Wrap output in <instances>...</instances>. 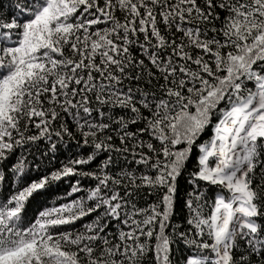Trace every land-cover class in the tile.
<instances>
[{
    "label": "snow or ice",
    "instance_id": "snow-or-ice-1",
    "mask_svg": "<svg viewBox=\"0 0 264 264\" xmlns=\"http://www.w3.org/2000/svg\"><path fill=\"white\" fill-rule=\"evenodd\" d=\"M68 119L92 150L53 166ZM208 127L190 183L221 191L189 192L181 230L177 177ZM10 157L0 264H264V0H0ZM73 176L95 186L50 200ZM144 189L162 194L141 207ZM28 202L45 206L26 219Z\"/></svg>",
    "mask_w": 264,
    "mask_h": 264
},
{
    "label": "trees",
    "instance_id": "trees-1",
    "mask_svg": "<svg viewBox=\"0 0 264 264\" xmlns=\"http://www.w3.org/2000/svg\"><path fill=\"white\" fill-rule=\"evenodd\" d=\"M5 7H7V4H5ZM119 111V110H118ZM194 111V109H193ZM215 119V118H214ZM68 127L74 132L75 139H69L67 136L64 137V144L59 145V152L57 153V160L53 161V166H58L60 160H66L69 157H75L78 155H86L88 152H90L92 149L90 146H77V140H80L79 133L76 132L73 122L71 119L67 120ZM135 126H133V129ZM211 127L205 128L204 131L200 133V135L196 138V141L194 145L192 146V151L187 156V159L184 162V167L181 171V174L177 177L176 181V188L177 192L175 194V201H174V212L171 217V224H179L181 225V230H186L189 225H187L186 221L188 218V209L185 207V201L188 199V193L192 192L194 189L198 192H200L205 198H212L215 194H217L220 189H218L217 186L208 185L206 182L198 181L195 184L190 183L191 173L198 170V156H199V149L196 145H199L201 143H205L209 137L211 136ZM53 139H57L55 136H53ZM145 140H151L152 138L148 136L147 134L144 135ZM154 143H158L156 141H153ZM44 141H41V146L44 144ZM118 143V141H117ZM185 145L183 142L178 143L175 145V148L177 150L184 148ZM35 151V149H34ZM108 154L103 153L100 156L97 157V161L91 163L90 165L86 166H80L85 168H95V163L98 162L101 159L106 158ZM31 159V157H29ZM15 162L14 157H10L7 161H4L2 164H0V167L7 168L10 167L12 163ZM116 169L114 168V171ZM75 179H80L81 184L84 188H87L89 186H95L94 181L91 178H82V177H71L67 180H64L59 183V186L54 188L52 191V195L49 198L55 199L56 197H62L65 192L70 190V185ZM166 190V189H165ZM83 193H74L73 196H79ZM161 192H150L147 189L142 190V198L138 200V205L141 207H147L149 204H152L157 201L159 195H161ZM63 201L57 199L56 203H61ZM45 204L41 203L40 205H37L35 202H28L26 204V219L28 218H34L35 214L40 210V208L44 207ZM207 212L208 209H205ZM91 219V216L83 218V220H89ZM82 221H77L76 226L79 227ZM170 231V228L167 229ZM173 251H174V258L179 259L180 255L186 252L184 245L180 242H177L172 245Z\"/></svg>",
    "mask_w": 264,
    "mask_h": 264
}]
</instances>
